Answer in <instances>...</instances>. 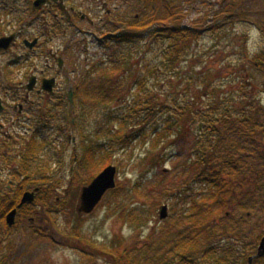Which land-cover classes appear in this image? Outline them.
Listing matches in <instances>:
<instances>
[{"label":"rangeland","instance_id":"374dc122","mask_svg":"<svg viewBox=\"0 0 264 264\" xmlns=\"http://www.w3.org/2000/svg\"><path fill=\"white\" fill-rule=\"evenodd\" d=\"M120 1H124L120 13L127 16V19H133L137 13L142 14L138 12V8L143 0ZM179 1L186 15L184 25L199 24L207 29L199 38L189 43L185 50V57H182L176 65L179 69L174 70L179 73V81L181 73L187 70L188 66H192L193 73H197L192 87L194 90L199 87L200 95L195 99L194 109H199L201 105L208 102L207 94H204L201 88L202 82H211V89L215 88L218 89L216 92L227 93L237 87L235 82L241 79H248L250 83L257 86L253 92L264 104L262 88L264 77L250 61L253 54L264 48V36L261 35L256 24L261 21L264 13V0H242L238 11L243 12L241 16H238V12L234 10L226 12L232 0ZM25 6V0H0V14L2 15L0 16V37L9 36L13 32L20 35L16 42L17 45L0 55V75L5 73L7 64L6 72L13 77V82L0 78V94L2 95L5 94L4 90H9L12 85L25 83L31 73H28L30 66L27 65L30 61L29 63L24 61L27 49L21 42L22 38L32 41L34 37L39 36L40 40L36 38L37 42H45V39L49 38L46 34L39 33L31 27L34 15L28 13L19 15ZM214 25L219 27L208 29ZM123 28L121 26V29ZM113 32H108V34ZM97 34L87 36L71 33L58 34L48 43L39 46L38 52L43 51L44 54L48 48L62 50L66 45L68 46V53L64 54L66 62L64 71L59 76V84L62 87L68 88L69 85L75 87L76 82L88 71L91 72L88 79L96 83L103 71H101L102 67H99L94 72V66L99 62L109 66L112 58H121V55L126 56L129 51H134L139 52L138 56L142 57L139 64L142 66L145 62L147 65L145 72L138 73L142 75V78L146 76V88L148 91L157 93L159 102L169 105L172 97L169 95L170 84L167 83L169 77L171 78L168 66H164L158 81H154L149 74L151 67L159 63V47H162V44L165 45L167 41L154 46L150 44L149 39L134 43H118L114 38L116 36L112 34L111 38L100 43L101 34ZM147 48L150 50L142 55L141 52ZM43 58V56H38L33 63L43 66ZM18 59L20 63L14 64V60ZM132 76L129 79L112 76V83H118L120 86L116 88L112 96L110 95L107 103H99L96 106H93V103L91 105L84 103L85 105L80 106L78 103H82V99L75 96L74 107H67L68 110H72L69 119L71 116V121L74 118L75 123L67 126L66 135L71 133L72 136H76L77 147L74 148L73 143L65 140L66 143H63L65 144L64 157L54 156L51 164L55 168V174L59 172L65 175L55 197L62 198L63 191L66 190L65 197L60 201L68 205H58L60 201L55 200V206L59 210L50 214L51 221L44 226L41 225L45 231L44 235L18 237L16 248L14 246L13 252L8 254V264H116V256L123 253L127 260L122 264H131L134 257L138 259L137 262L151 263L152 260L147 259L149 255L143 251L145 246L150 245L151 251L160 255L163 251L159 245L160 237L164 236L165 231L174 228L171 219L179 214L183 216L184 212L189 213L188 202L181 201V198L188 194L185 192V186L183 184L174 186L172 180L175 174H178L180 178L195 174L194 166L187 165L195 157L194 150L197 153L199 149L196 145L197 134L193 133L192 136L185 132L184 136H176L175 128L171 127L170 131L173 134L166 132L164 139L168 138L155 145L149 141L150 131L154 124L146 128L144 132L147 135L145 136H141L135 131L136 129L123 128L122 132L125 135L123 137L126 141L122 143L118 134L119 126H115L106 115L111 110L117 113L123 112L132 104L135 97L136 73L133 72ZM174 81L178 84L176 79ZM8 93L11 91L9 90ZM181 93L190 96L183 89ZM202 94L204 96L201 97ZM157 112H162L157 117L159 121L156 122L160 127H164L162 123L164 119L168 117L171 120L176 119L172 117L169 108L160 107ZM108 120L109 123H107ZM79 125H81L80 130L77 128ZM101 127L106 128V134H103L104 130H101ZM78 131L81 133L79 134ZM89 143L96 147L94 168H85L80 173L73 171L77 166L74 162L75 155L82 154L84 152L82 145L86 146ZM102 156H110L111 165L116 167V186L105 193L91 213L79 215L77 207L81 188L99 172L97 170L99 163L102 162ZM56 159L61 160L58 162ZM166 183H168V188L173 185L169 188L168 194L163 192ZM198 187L197 184L190 185L189 189L192 190L190 194L192 195ZM174 189L178 192L176 196L172 191ZM162 204L168 205V217L165 219L158 217V209ZM231 210H233L232 205L228 211ZM174 222L177 221L174 220ZM263 228L264 226L257 229L256 233H260ZM177 237L178 235L174 238L177 240ZM12 238L15 239V237ZM171 264H179V261L173 260Z\"/></svg>","mask_w":264,"mask_h":264},{"label":"trees","instance_id":"16d2710c","mask_svg":"<svg viewBox=\"0 0 264 264\" xmlns=\"http://www.w3.org/2000/svg\"><path fill=\"white\" fill-rule=\"evenodd\" d=\"M145 1L147 4L148 0ZM232 1L226 12L239 11L242 0ZM149 2V9H146L147 6L143 3L139 18L134 17L132 21H128L125 24L126 30L121 31L114 38L118 43H134L149 39L153 46L167 41L165 45L159 47V63L151 67L149 74L154 81H158L164 66H168L171 78L169 77L167 83L170 84L169 95L172 97L169 105L159 102L157 93L146 88L147 78L146 76L142 78L140 74L147 70V65L144 61L142 66L139 64L142 57L138 56L139 52L134 51H129L126 56L121 55V58H112L109 66L102 65L103 62L94 66V72L102 67L103 72L98 77V82L92 83L88 79L91 73L88 71L73 87L74 103L75 96H78L82 99V103H78L80 106L85 105L84 103L89 105L93 103V106H96L99 103H107L110 95L112 96L120 86L118 83H112V76L129 79L135 72L136 89L132 104L123 112L117 113L111 110L108 112L109 115L106 114L115 126H119L120 141L122 143L126 141L123 137L125 136L122 132L123 128L136 129L135 131L141 136H145L146 128L154 124L149 141L155 145L164 139L166 132L173 134L170 131L171 127L175 128L176 136H184L185 132L192 136L195 133L194 135L198 136L196 145L199 149L197 153L194 150L195 157L187 165L194 166L195 174H189L186 178L184 176L180 178L175 174L172 180L174 186L180 184L185 186V192L188 194L181 198V201L188 202L189 213L184 212L183 216L179 214L171 219L174 228L165 231L164 236L160 237L159 245L163 250L160 255L153 253L150 245L145 246L143 251L149 255L147 259L152 260L151 263L137 262L138 259L134 257L131 264H171L173 260H178L179 264H247L249 258L257 252L259 241L264 235V228L260 233H256L257 229L264 226V104L253 92L257 86L248 79L236 81L238 88L235 87L227 93L216 92L218 89L215 88L211 89V82H202L201 88L204 94H207L208 102L195 110V99L200 95V88L194 90L192 84L197 73H193L192 66H188L187 70L181 73L179 81V73L174 70L179 60L185 57L189 43L199 38L207 29L199 24L184 25L186 15L179 0H149ZM237 15L241 16L243 12H238ZM260 20L256 24L261 35L264 36V13ZM227 21L229 22V19ZM195 23L199 22L195 21ZM218 27L214 25L208 29ZM58 34L62 33L50 36L54 37ZM106 38L111 36H102L101 41ZM149 50L147 48L141 54L144 55ZM250 61L264 77V48L253 54ZM175 79L178 84L174 83ZM262 88L264 92V83ZM182 89L190 96L182 94ZM160 107L169 108L172 117L176 118L164 119L162 122L164 127L156 123L159 121L157 117L162 113L157 112ZM71 123H75L74 118ZM80 129L81 125H79ZM101 130L106 134L105 127H101ZM67 142L72 143V141ZM82 148L84 152L77 153V158H74L77 166L73 171L78 173L85 168H94L96 164L95 145L89 143L86 146L82 145ZM109 159L110 156H102L97 172L111 164ZM57 178L56 180L59 179ZM192 184H197L199 187L191 195L192 190L189 186ZM167 186L168 183L163 188L166 194L170 190ZM172 191L176 196L178 192L175 189ZM231 205L233 210L228 211ZM177 235L176 240L174 237ZM116 257V264H122L127 260L124 253ZM251 264H264V255L253 258Z\"/></svg>","mask_w":264,"mask_h":264},{"label":"flooded vegetation","instance_id":"af4514ba","mask_svg":"<svg viewBox=\"0 0 264 264\" xmlns=\"http://www.w3.org/2000/svg\"><path fill=\"white\" fill-rule=\"evenodd\" d=\"M25 1L26 6L19 15H34L31 27L49 38L45 42L38 41L32 48L25 45L27 52L23 58L27 63L30 61L27 65L30 66L28 73H31L25 83L9 87L11 93L5 89V94H0V264H8V254L13 252L14 246L16 248L18 237L44 235L45 231L41 227L51 221V213L59 210L55 206V195L65 178L62 173L55 174L51 161L54 156L64 157V137L67 141H72L74 148L77 147L76 136L71 133L66 135L67 126L72 125L71 116L69 119L72 110L67 107H74V102L69 99L72 93L74 100L73 86L65 88L59 84L60 73L64 71L66 64L64 54L68 53V46L62 50L48 48L45 54L43 51L38 52L39 46L48 43L52 38L50 35L55 33L84 36L100 33L102 37L114 31L112 34L116 36L126 30L125 24L128 21L133 20L120 13L124 2L120 0ZM148 1L146 4L143 0L146 9H149ZM143 3L139 4L138 12H141ZM139 16V13L135 15L136 18ZM121 26L124 28L121 29ZM11 34H14L12 43L6 50H0V55L17 45L19 33L9 35ZM34 38L39 39V36ZM25 39L22 38L23 45ZM106 40L108 39L100 40V43ZM38 56L44 57L43 66L33 63ZM14 62L19 64L20 60ZM7 68L6 64L5 73L0 78L13 82L11 74L6 72ZM52 78L55 79L53 89H44L45 81ZM30 81H33V88L27 90L26 86ZM56 177L59 179L56 180ZM25 192H34V200L19 206ZM63 193L62 198H57L59 201L67 191L64 190ZM65 204L64 201L58 203L61 206ZM12 211L13 222L9 224L7 219Z\"/></svg>","mask_w":264,"mask_h":264},{"label":"water","instance_id":"95a60500","mask_svg":"<svg viewBox=\"0 0 264 264\" xmlns=\"http://www.w3.org/2000/svg\"><path fill=\"white\" fill-rule=\"evenodd\" d=\"M56 1V0H55ZM14 39V34L9 36L0 37V50H6ZM37 42V39H33L32 41L24 40V44L32 48ZM55 83V79H49L45 81V86L43 87L46 90L51 91L53 89ZM27 90H31L33 88V81H30L27 86ZM72 102V93H70L69 97ZM116 167L113 165H108L104 167L92 180L89 184L84 185L81 188V192L79 195V205L77 207V212L79 215L81 214H89L91 213L95 207L102 200L103 196L108 190L114 189L116 186ZM34 192H25L19 206L24 203H30L34 200ZM13 214L12 211L8 216V223L12 224L13 222ZM158 217L159 219H165L168 217V205L162 204L158 209ZM264 255V235L261 237L257 252L249 258L247 264H251L253 258L261 257Z\"/></svg>","mask_w":264,"mask_h":264}]
</instances>
